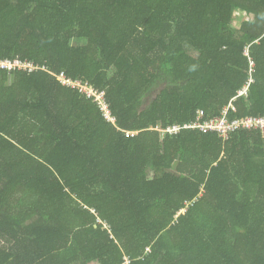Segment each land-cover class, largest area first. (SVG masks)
<instances>
[{
	"label": "trees",
	"instance_id": "trees-1",
	"mask_svg": "<svg viewBox=\"0 0 264 264\" xmlns=\"http://www.w3.org/2000/svg\"><path fill=\"white\" fill-rule=\"evenodd\" d=\"M0 60V264H264V136L184 128L264 116V0H0Z\"/></svg>",
	"mask_w": 264,
	"mask_h": 264
},
{
	"label": "built area",
	"instance_id": "built-area-1",
	"mask_svg": "<svg viewBox=\"0 0 264 264\" xmlns=\"http://www.w3.org/2000/svg\"><path fill=\"white\" fill-rule=\"evenodd\" d=\"M248 55V52H247ZM251 66H254V63H251ZM17 65L13 62L2 61L0 60V68L16 70ZM33 65H26V69H30ZM60 80L62 84L67 86H74L79 89L88 97V99L93 100L94 103H97L105 116L106 120L116 124L117 120L112 117L110 112V106L106 101V96L104 94H100L88 86H83L81 83L73 84L70 80H67L64 74L61 75ZM253 83L251 80L242 91L238 93V98H243L248 96V91L250 85ZM233 111L237 112V108L233 103H230L228 107L222 112L219 117H209L208 113L205 110H200L197 118L192 123H187L184 125L186 129L200 130L204 133H217L223 139H229L232 134L242 131H255L260 132L264 136V116H248L230 119L229 112ZM180 126H174L169 129V132H177L180 130Z\"/></svg>",
	"mask_w": 264,
	"mask_h": 264
},
{
	"label": "crops",
	"instance_id": "crops-1",
	"mask_svg": "<svg viewBox=\"0 0 264 264\" xmlns=\"http://www.w3.org/2000/svg\"><path fill=\"white\" fill-rule=\"evenodd\" d=\"M239 16H241V14H240V13H238V17H239ZM244 18H245L244 16H241V19H243V20H244ZM246 19H248V17H246Z\"/></svg>",
	"mask_w": 264,
	"mask_h": 264
},
{
	"label": "rangeland",
	"instance_id": "rangeland-1",
	"mask_svg": "<svg viewBox=\"0 0 264 264\" xmlns=\"http://www.w3.org/2000/svg\"><path fill=\"white\" fill-rule=\"evenodd\" d=\"M242 16V15H241ZM241 16H239L238 18H239V20H237V22H240L241 21Z\"/></svg>",
	"mask_w": 264,
	"mask_h": 264
}]
</instances>
